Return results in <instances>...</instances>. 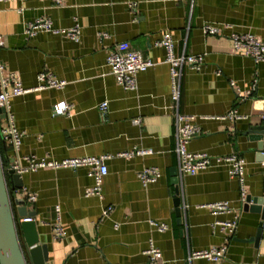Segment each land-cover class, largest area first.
Listing matches in <instances>:
<instances>
[{
	"label": "crops",
	"instance_id": "0c3cea01",
	"mask_svg": "<svg viewBox=\"0 0 264 264\" xmlns=\"http://www.w3.org/2000/svg\"><path fill=\"white\" fill-rule=\"evenodd\" d=\"M42 17L50 18L57 29L80 24V42L47 32L28 39V24ZM205 25L220 29L230 25L235 32L254 34L264 42V0H65L60 7L52 0L0 2L4 75H18L27 89L38 86L42 72L67 82L63 89L34 91L11 100L16 125L24 133L21 155L52 161L111 156L103 200L85 196L94 185L86 167L24 175L23 189L37 196L33 204L9 179L16 222L20 228L24 218H33L38 244L48 246L49 264H149L146 251L151 242L162 252L158 263L264 264V226L258 245L248 242L257 234L261 215L243 210L241 184L230 178L229 166L213 164L186 176L182 224L176 214L173 174L178 169L179 124L201 129L189 142V152L213 158L242 156L247 196L264 194V162L248 135L252 125L263 122L264 61L256 65L235 52L228 31L222 36L204 34ZM166 34L175 41L177 57L205 55L200 70L184 67L178 106L172 100L166 50L154 46ZM115 51H137L154 62L137 76L136 91L124 89L110 74L106 62ZM255 79V94L239 99L237 93L246 95ZM104 102L106 113L100 110ZM59 105L70 106L68 114H57ZM233 110L240 116L234 121L228 118ZM178 114L184 116L181 122ZM5 127L0 117V152L6 165L12 155L1 135ZM137 150L151 154L119 157ZM149 167H158L162 176L144 187L138 172ZM17 199L24 200L26 217H20ZM217 202H229L233 212L215 216L201 208ZM108 206L113 211L103 217ZM57 207L66 232L62 240L54 238ZM234 214L240 223L225 259L190 261L191 253L226 243L229 234L213 233L211 225L229 221ZM152 221L167 224L168 230L158 232Z\"/></svg>",
	"mask_w": 264,
	"mask_h": 264
},
{
	"label": "built area",
	"instance_id": "2783aa9c",
	"mask_svg": "<svg viewBox=\"0 0 264 264\" xmlns=\"http://www.w3.org/2000/svg\"><path fill=\"white\" fill-rule=\"evenodd\" d=\"M15 1V0H0ZM26 2L27 0H19ZM55 6H62L65 0H52ZM135 4H131L130 7H134ZM82 26L76 23L73 27L68 29L54 28L50 18L42 17L36 21L29 23L25 35L28 39L35 37L40 32H47L54 35H62L75 43H79L82 37ZM224 31H228V38L232 42V46L235 52L242 54L253 60L258 65L264 61V42L256 35L251 33H238L233 30V27L227 25L224 29L205 25L203 27L204 34L208 36H222ZM3 46V42L0 40V47ZM154 46L156 48H163L166 50L167 58L166 63L170 67V79L172 100L179 104L181 82L183 78V69L186 65L192 67L195 70H200L201 66L205 63V55H182L177 57L175 54V41L170 34H166L163 39L157 41ZM107 67L110 70V74L113 75L117 83L124 89L129 91H136L138 89L137 76L154 66V62L143 56L142 53L137 51L129 52H113L107 58ZM5 66L0 62V110H4L6 127L1 131L2 138L8 142L11 150L12 159L10 167L5 165V171H13L15 175L21 179L24 175L37 172L42 169L52 170H76L79 168H89V176L93 179L94 185L91 189L86 191V197H98L100 200L104 199L103 183L104 178L108 175V167L106 162L111 159V156H89L81 158H67L61 161L52 160H37L35 157H23L21 155V149L23 144L24 133L20 131L16 125L15 116L12 112L11 100L13 98L21 97L34 91L46 90V89H63L67 82L59 79L54 73L42 72L38 76V86L34 89L24 88L20 77L16 74L4 75ZM220 75V72L217 73ZM258 88V79H255L251 89L246 95L237 93L238 98L245 100L247 97H251L255 94ZM108 109V103L104 102L100 106V110L106 113ZM57 114H68L70 106L59 105L55 109ZM178 122L184 119V116L178 114ZM228 118L236 120L240 118L237 112L233 110ZM264 120V115L263 118ZM140 124V120L135 122ZM201 134V129L196 125L186 123L184 125L179 124L177 129V147L176 154L178 157V189L179 198H181V210L183 205V180L186 176H194L199 172L208 169L213 164H225L229 166V176L232 180L237 179L241 184V203H246L247 194L244 188L245 183V159L238 155H230L226 157L213 158L205 153H192L188 151L189 142ZM151 154L149 150H137L134 152H127L120 154L119 157L132 158L134 156H145ZM162 173L158 167L144 168L138 172V179L144 187L158 182ZM27 195L28 203L33 204L37 200V196L34 193L27 192L26 189H16ZM185 208V207H184ZM201 208H208L213 215L231 214L233 212L232 206L229 202H217L208 206H202ZM113 211L112 206H108L103 211V217H108ZM57 223L54 225V238L56 240H62L66 237V232L62 226L61 210L56 208ZM23 222L32 223V217H26ZM240 223V216L234 214L233 218L229 221L216 220L212 223L213 233H227L229 234L226 243L220 247L211 248L209 250L193 252L190 255L189 260L194 259H207L212 262H222L227 254L229 243L235 236ZM152 226L160 233L168 230V225L165 223L151 222ZM119 225L115 226L118 229ZM149 258V264H173L170 262L158 263V260L162 256V252L157 248L153 242H151L149 249L146 251Z\"/></svg>",
	"mask_w": 264,
	"mask_h": 264
},
{
	"label": "water",
	"instance_id": "95a60500",
	"mask_svg": "<svg viewBox=\"0 0 264 264\" xmlns=\"http://www.w3.org/2000/svg\"><path fill=\"white\" fill-rule=\"evenodd\" d=\"M1 91V90H0ZM1 119H5L4 110H0ZM248 135L256 143V152L259 161L264 162V120L261 124L252 125ZM11 160H6V166L9 168ZM178 169L173 174V184L175 185L176 214L179 223L182 224L181 198H179L178 189ZM7 177L13 181L15 189L23 188L22 179L15 175L13 171H5V162L0 152V264H49V252L47 245H39V240L35 231V224L23 223L20 228L16 222L12 200L9 192ZM20 217L28 215L27 207L22 199H17ZM245 212H252L261 215V222L254 238L248 240L256 246L260 242L262 229L264 226V194L261 197L247 196L246 203L243 206ZM24 238V243L21 237Z\"/></svg>",
	"mask_w": 264,
	"mask_h": 264
},
{
	"label": "trees",
	"instance_id": "16d2710c",
	"mask_svg": "<svg viewBox=\"0 0 264 264\" xmlns=\"http://www.w3.org/2000/svg\"><path fill=\"white\" fill-rule=\"evenodd\" d=\"M1 155H2V154H1ZM9 179H10V178H9V177H7V182H8V185L10 184V183H9Z\"/></svg>",
	"mask_w": 264,
	"mask_h": 264
}]
</instances>
